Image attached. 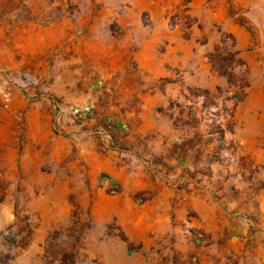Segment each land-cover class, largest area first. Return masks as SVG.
Returning a JSON list of instances; mask_svg holds the SVG:
<instances>
[{"label": "rangeland", "instance_id": "rangeland-1", "mask_svg": "<svg viewBox=\"0 0 264 264\" xmlns=\"http://www.w3.org/2000/svg\"><path fill=\"white\" fill-rule=\"evenodd\" d=\"M208 4L141 6L126 22L130 0H0V264H105L104 249L116 247L111 239L127 242L114 208L103 203L122 190L118 179L128 166L150 180L132 192L140 205L147 185L180 191L190 164L198 171L232 160L234 107L264 70L251 72L236 57L232 31ZM257 18L251 34L261 47L264 22ZM122 30L193 36L194 49H206L211 63L202 75L210 83L206 94L178 88L191 102L177 101L175 117L171 102L127 118L112 107L125 105L95 99L101 81L87 67L77 71L68 57L73 47H64L82 34ZM176 76L182 84L183 74ZM246 254L162 255L148 264H242ZM256 264H264L262 254Z\"/></svg>", "mask_w": 264, "mask_h": 264}, {"label": "crops", "instance_id": "crops-1", "mask_svg": "<svg viewBox=\"0 0 264 264\" xmlns=\"http://www.w3.org/2000/svg\"><path fill=\"white\" fill-rule=\"evenodd\" d=\"M130 1L132 10L122 14V21L134 22L141 6L180 5L187 0ZM206 1L217 8V20L224 23L223 29L232 31L236 57L251 72L264 70V46L258 47L256 37L251 34L257 17L264 22V0H188V4ZM73 39L64 47L74 49L69 61L77 71L87 67L101 81L103 88L95 86V99L100 94L108 106L114 102L125 105L122 110L112 105L113 111L121 116L134 118L141 113L146 116L153 107L171 102L175 117L177 101L191 102L186 93L178 94V88L197 89L206 94L210 87L202 77L208 75L211 67L206 49H194L195 38L181 31L166 35L99 31ZM162 39L167 42L161 51ZM217 41L220 42L219 38ZM176 73L185 77L182 84ZM250 81L245 97L234 107L239 125L232 135L234 153L230 162L210 165L206 162L204 170L198 171L197 166L190 164L185 189L165 191L147 185L143 187L148 190L147 199L140 205L132 201V192L141 182L150 180L138 179L144 174L139 166H128L126 176L124 173L118 179L122 190L103 203L106 208H114L116 224L127 242L111 239L116 247L104 249L105 264H148L158 262L162 255L170 259H193L192 255L214 257L225 250L247 253L242 264H256L257 254L264 257V78ZM124 177L128 181L123 182ZM181 222L185 225H180ZM185 226L200 235L185 232ZM127 243L136 246L130 249ZM195 248L204 250V254L195 252Z\"/></svg>", "mask_w": 264, "mask_h": 264}]
</instances>
